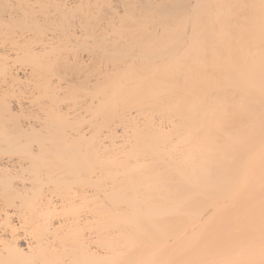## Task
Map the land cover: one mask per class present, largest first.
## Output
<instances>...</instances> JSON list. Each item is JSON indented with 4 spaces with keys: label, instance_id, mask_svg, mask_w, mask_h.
I'll list each match as a JSON object with an SVG mask.
<instances>
[{
    "label": "bare ground",
    "instance_id": "6f19581e",
    "mask_svg": "<svg viewBox=\"0 0 264 264\" xmlns=\"http://www.w3.org/2000/svg\"><path fill=\"white\" fill-rule=\"evenodd\" d=\"M0 264H264V0H0Z\"/></svg>",
    "mask_w": 264,
    "mask_h": 264
},
{
    "label": "snow or ice",
    "instance_id": "6c2138e0",
    "mask_svg": "<svg viewBox=\"0 0 264 264\" xmlns=\"http://www.w3.org/2000/svg\"><path fill=\"white\" fill-rule=\"evenodd\" d=\"M27 7L30 6L10 3L0 5V8L3 9V18L7 20L9 24L19 26L31 25L38 22L35 17L28 14L26 11Z\"/></svg>",
    "mask_w": 264,
    "mask_h": 264
}]
</instances>
